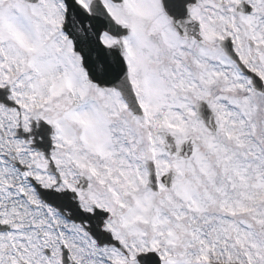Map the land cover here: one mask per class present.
<instances>
[{
  "label": "snow or ice",
  "instance_id": "1",
  "mask_svg": "<svg viewBox=\"0 0 264 264\" xmlns=\"http://www.w3.org/2000/svg\"><path fill=\"white\" fill-rule=\"evenodd\" d=\"M0 264H264V0H0Z\"/></svg>",
  "mask_w": 264,
  "mask_h": 264
}]
</instances>
